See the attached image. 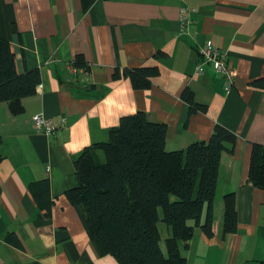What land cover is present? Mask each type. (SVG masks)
I'll list each match as a JSON object with an SVG mask.
<instances>
[{"label": "crops", "instance_id": "crops-1", "mask_svg": "<svg viewBox=\"0 0 264 264\" xmlns=\"http://www.w3.org/2000/svg\"><path fill=\"white\" fill-rule=\"evenodd\" d=\"M180 7L193 9L187 33L178 30ZM0 35L18 73L40 70L19 114L0 102V264H119L97 251L65 192L78 183L74 161L82 150L107 140L120 117L135 111L166 124L167 150L207 140L215 124L236 135L233 151L220 156L212 234L193 226L180 243L185 264L264 261V189L247 180L251 145H264V89L250 84L264 77V0H0ZM203 42L227 54L230 92L210 64L194 72ZM77 54L87 81L68 72ZM141 66L158 68L148 88L112 77L116 67ZM185 88L203 110L189 114ZM35 114L65 122L45 135L32 125ZM227 193L235 196L237 226L223 235ZM205 217L204 206L201 223ZM161 228L167 256L169 231Z\"/></svg>", "mask_w": 264, "mask_h": 264}, {"label": "trees", "instance_id": "trees-1", "mask_svg": "<svg viewBox=\"0 0 264 264\" xmlns=\"http://www.w3.org/2000/svg\"><path fill=\"white\" fill-rule=\"evenodd\" d=\"M73 64L88 69L80 54ZM157 74L156 66L116 67L112 77L125 76L133 87L148 88ZM39 82L38 68L16 71L9 42L0 35V102H7L11 113L19 114L21 100L35 94ZM250 84L264 89V77ZM180 97L188 102L189 114L205 107L193 101L188 88ZM235 141L232 131L215 124L207 140L167 150L166 124L135 111L120 117L107 140L85 147L76 157L78 183L65 195L100 254L113 256L119 264H185L180 243L187 244L193 226L212 234L220 156L223 151L232 152ZM247 180L264 189L263 144L251 145ZM204 206L206 217L201 223ZM163 225L169 231L167 256L159 245ZM236 226L235 196L227 193L221 232L233 233Z\"/></svg>", "mask_w": 264, "mask_h": 264}, {"label": "built area", "instance_id": "built-area-1", "mask_svg": "<svg viewBox=\"0 0 264 264\" xmlns=\"http://www.w3.org/2000/svg\"><path fill=\"white\" fill-rule=\"evenodd\" d=\"M193 9L187 7H180L178 12V25L180 33L188 32V25L190 23L189 13ZM196 52L199 60L194 67L195 73H202L205 64H210L215 72L219 73L223 79V89L226 93L230 92L234 86V69L229 65L227 54L220 50V48L209 42L197 44ZM68 72L71 75H81L82 80H88V69L85 67H76L73 60L68 66ZM31 122L36 131L45 135L55 132L56 128L64 124L65 117H62L60 122H55L51 118L43 114H35L31 117Z\"/></svg>", "mask_w": 264, "mask_h": 264}, {"label": "water", "instance_id": "water-1", "mask_svg": "<svg viewBox=\"0 0 264 264\" xmlns=\"http://www.w3.org/2000/svg\"><path fill=\"white\" fill-rule=\"evenodd\" d=\"M68 86H69V87H73L74 85L69 84ZM81 87H87V88H89L88 86H85V85H81Z\"/></svg>", "mask_w": 264, "mask_h": 264}]
</instances>
